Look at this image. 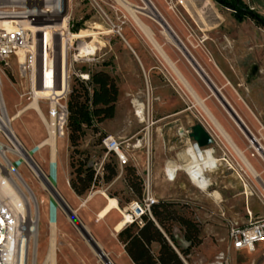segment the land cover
Returning <instances> with one entry per match:
<instances>
[{
	"label": "rangeland",
	"instance_id": "obj_1",
	"mask_svg": "<svg viewBox=\"0 0 264 264\" xmlns=\"http://www.w3.org/2000/svg\"><path fill=\"white\" fill-rule=\"evenodd\" d=\"M125 1L135 12L139 8L143 10L138 14L142 20L137 17L142 22L144 21L143 23L151 32L153 30L156 37L153 32L152 35L164 55L173 63L182 76L184 74L178 68L177 64L180 67L185 66L187 68L192 81L199 89L203 98L199 96L190 82L186 80L194 89L195 94L197 93L196 95L204 101L206 108L213 118H215V122L223 129L222 124L218 121L208 104L212 105L215 110L227 118L231 126L240 129L207 84L209 82L207 78L191 62L189 52H185V49L171 36V31L169 32L167 26L165 27V24L159 20V14L161 12L164 17H167L171 21L176 30L165 18L176 34V37L184 43L190 53L195 56L204 68L219 94L225 97L231 107L244 121L249 131L255 132L256 137L263 144L264 137L261 133L264 134V26L255 23L248 17L239 20L231 9L219 5L212 0H178L181 4L177 0H161L167 13L161 9L159 10L156 6L154 7V11L146 10L149 0ZM243 1L264 16V0ZM97 2L101 9L97 6L92 7L87 0H68V10L72 18L69 22L68 29L74 36L71 38L73 39V48L68 53L69 67L71 68L69 90L78 88L79 80L85 81L79 74H88L90 77L97 71H105L113 77L118 93L113 118L100 123H94L98 129L97 131L93 130V126L82 127L83 134L77 146L79 153L75 155V158H84L86 156L89 164L93 160L102 158L104 154L100 147V139L103 134L108 132L104 131V128L114 129L119 133L118 136H121L120 139L129 156V161L127 164L122 165V167L116 166V175L109 182L102 180L103 172L102 175H97L99 176L98 187H100L98 189H104L107 195L115 197L121 208L126 205L128 200H133L145 193V184L149 176V190L157 202H173L178 214L191 217L199 224V243L188 248V241L184 237L183 228L176 222L171 223V232L175 236L177 251L189 249L187 254H181L179 252L183 257L184 264H217L215 263L217 261L216 256L221 253L224 254V264H252L249 255L246 253H231L226 240H221L222 236L219 234V230L222 232V229H226L228 219L231 218L227 219L226 215L220 211L219 216L222 219L219 222L210 219V213L203 214V218L199 220L190 206L189 201L184 196V187L187 184L182 177H177L173 182L168 183L162 175L159 177L153 175L152 163L155 156L162 161H166L170 157L169 155L173 151L174 146L176 147L175 151L183 147L182 142L176 140L179 137V129H190L197 122L206 125L208 128H212L215 124L205 114L195 98L189 93L176 73L171 69L168 61L151 42L157 52L154 50L149 70L145 73L139 71L135 76L134 84H131L130 80H127L125 71L122 72V58L120 59L123 43L122 35L120 34L122 33V26L125 22L124 17L122 18V10H124L125 6L119 3L118 0H97ZM138 5L141 7H138ZM115 12L118 13L119 17L116 16ZM132 23L140 31L141 28L136 25L137 23L135 24L133 20ZM46 27L47 30L50 29L48 25ZM117 28H121L120 34L117 33ZM66 31V21H59L57 25L58 41L56 47H53V50L57 51H54L56 53L54 55L57 63H59L60 33L64 35L61 41L64 51ZM74 38H77L78 42L79 40L82 41L79 50L80 55L83 56L90 53L87 58L84 57V59L79 61L73 60V53L78 52L75 49L77 41H74ZM38 41V45L43 42L46 49L45 52H47L49 42L44 34H40ZM163 45L173 57L174 61L168 55ZM119 61H121L120 64ZM12 62L11 82L3 75L0 76V90L9 115H13L20 107L30 104L29 100H25L23 97L21 98V95L23 96L27 90V80L18 78L14 59ZM253 65L256 67L254 72L251 71ZM150 71L158 79L162 88L159 94H156L157 96L152 93L151 86L149 85L148 75ZM37 92H39L40 96L49 94L48 90H43L38 86ZM56 93L59 94L60 92ZM157 98L161 102L173 103L170 108L162 111L161 114L164 117L160 118V120L152 114L151 109L152 102L156 103ZM133 100L142 103L145 117L144 122H139V118L135 114ZM40 108L43 113H46L44 105L40 104ZM174 111H179V113L173 116H167ZM32 113L33 110L28 109V111L23 112L12 123L15 134L27 147H31L44 135V129ZM240 113L249 118L252 126ZM214 127L216 128V126ZM69 134L70 132L68 130L66 136L57 138L55 186L64 198L66 197L71 201H76L66 182L68 175L67 159L72 150L70 146L67 148ZM139 140L140 145L135 146ZM248 141L252 146L253 152H255L253 144L249 139ZM48 158V146H45L35 155V159L41 162L44 168L47 167ZM114 161L115 159L112 156H107L105 157L104 163L112 164ZM231 167L230 165L229 168ZM130 168L134 170L135 175H138L141 180L140 195H138L134 188L130 189L128 186L127 177L132 171ZM19 171L35 192L37 199L47 201V194L40 190L38 183L27 167L23 165L19 167ZM254 178H258V176ZM240 180L242 187H244V183H247L242 181V178ZM246 186L248 187V184ZM262 189L264 191V184L262 185ZM206 209L207 212H210L208 204ZM78 213L81 219L82 216L80 212ZM95 219L99 221L96 217ZM80 223L87 230V225L81 221ZM213 225L217 227V232L203 236L204 227H213ZM89 234L93 239H96V243L115 264H123L120 259V246L117 242H111L110 239H107L105 243L98 242L99 240L92 230H89ZM49 235L50 228L46 225L45 217L42 213L39 223L37 263H41L46 257L50 246L48 243ZM109 235L112 237L111 233ZM54 239L57 248V264H66V252L71 255V262L67 264H102L96 252L73 223L69 224V230H65L58 222L54 232ZM157 248L158 246L156 244L151 246L154 252L157 251ZM122 260H125V257H122Z\"/></svg>",
	"mask_w": 264,
	"mask_h": 264
},
{
	"label": "built area",
	"instance_id": "obj_2",
	"mask_svg": "<svg viewBox=\"0 0 264 264\" xmlns=\"http://www.w3.org/2000/svg\"><path fill=\"white\" fill-rule=\"evenodd\" d=\"M44 1L0 0V2L4 3L0 8V19L8 18L13 21L11 27L0 29V76L3 75L11 82L12 60L14 59L18 78L21 80L26 79L28 84L27 90L23 96L21 95V98L29 100L30 103L36 100L39 102V105H46V116L42 114L41 108L40 110H34L42 120L47 137L50 136L49 128L51 127L54 128L55 138L57 139L58 137L65 136L67 119L66 99L69 93V78L71 75L68 53L73 48V39L68 40L66 38L65 50L63 51L61 41L64 35L60 33L59 63H57L54 55L56 53L53 50L52 44L48 46L47 52H45L46 49L43 42L39 44L38 48L36 46L32 48L36 32L33 33L32 30L28 29L24 22L42 20L52 24L58 21L60 15L65 10L68 29L72 18L68 10V0L66 2L64 0H57L58 3L55 9L45 7ZM87 1L92 7L97 6L100 8L97 0ZM178 3L181 4L180 2ZM63 19L64 17H62ZM120 30L121 28L117 29L118 34H120ZM74 41H77L75 49L78 52L73 53V60L79 61L84 59V57L87 58L90 53L83 56L79 54L82 41L79 40V43L77 38H74ZM20 51L25 52L23 62L19 60L18 53ZM79 76L85 80L89 78L88 74H79ZM36 86L41 87L43 90H48L49 94L43 96L37 95L35 92ZM53 92L60 93L54 94ZM27 105L20 108L25 109ZM45 146L48 145L44 140L31 147H27L15 137L10 129L9 114L0 90V173L9 179L23 201L22 210L12 211L0 199V264H16L15 260L19 256L20 247L26 239L28 229H33L30 223L35 222L36 228L39 229L42 213L45 217V223L49 228L56 226L60 211L65 213L58 202L62 198L55 186L56 164L55 159L52 160L51 158L50 148L46 168L35 159V155ZM100 147L104 154L103 157L91 161L95 176L102 175L105 157L109 155L113 156L116 164L120 167L128 163L129 156L122 145V140L118 137L108 133L104 134L100 139ZM255 152L257 154V149ZM220 159L230 166L229 161L225 157H221ZM23 165L32 174L40 190L47 194L48 200L44 204H39L35 192L19 171V167ZM164 173L168 178L173 177L172 173L166 169ZM66 182L68 184L67 178ZM98 184V181L94 182L88 192H94L100 188ZM145 188V193L141 198L131 200L120 209L122 218H124L125 213L129 216V221L126 224L132 221L142 224L143 215L151 217L150 207L157 200L150 193L148 180L146 181ZM227 227L230 246L235 250L242 248L253 250L255 244L264 238V219L249 220L246 224L229 221ZM27 242L28 244L32 242V237L29 235ZM33 246L34 243H32V249L28 250L30 254L29 264L33 263ZM216 263H225L222 254L217 256Z\"/></svg>",
	"mask_w": 264,
	"mask_h": 264
},
{
	"label": "crops",
	"instance_id": "obj_3",
	"mask_svg": "<svg viewBox=\"0 0 264 264\" xmlns=\"http://www.w3.org/2000/svg\"><path fill=\"white\" fill-rule=\"evenodd\" d=\"M152 1L159 10L161 9L163 12L167 13L165 10L164 4L162 3L161 0H152ZM138 7H141V6L138 5ZM142 11L143 10L139 8L135 12L139 18L140 16L138 14L141 13ZM115 13H116V16L119 17L118 13L117 12ZM123 17L125 19V22H124V25L122 26V33H121L122 36L121 37H122L123 43H122V54L120 56V59L122 58V72L125 71L127 80H130L131 84H134L135 76L138 74L139 71L145 73L146 71L149 70V66L152 63L155 48L152 46L148 38L142 32V30L139 28L141 31L140 32L139 30L135 28V26L132 23V20L134 21L133 16L126 8L122 10V18ZM165 18L168 20L167 17ZM168 22L174 28L171 21L168 20ZM134 23L136 24L135 21ZM160 44L162 45V43ZM163 47L166 50L164 45ZM166 52L171 57V59L174 61L170 53L167 50ZM120 62L121 61H119V64ZM177 66L186 78L184 76L183 77L190 82V84L193 86V88L196 90L199 96L203 98L202 95L200 94L199 89L195 86V83L192 81L190 73L187 70V68L185 66L180 67L178 64ZM148 80H149V85L151 86V89H152V93L154 95L159 94L162 88L158 82V79L151 74V71H150V74L148 75ZM206 103L208 104L207 100H206ZM172 104L173 103H169L166 101L161 102L159 98H157L156 103L152 102V106H151L152 114L155 117H157L158 120H160V118L164 117L161 114L162 111L164 109L170 108ZM43 105L46 108V105L45 104ZM208 106L210 107V109L212 110V112L214 113L218 121L222 124L224 132L226 134V136L222 135V133L218 131L214 126L212 128H208L206 125H203L214 138V142L210 146L205 147V148L211 149L210 150L211 155L214 156L216 159H218V162H219V165L217 166V168L207 169V167H204L203 170H201L199 174V177H202L203 179L208 180L210 184L207 185L206 188H203L200 185V183L197 182L195 179H193L186 170H175L173 171V177H170V178L166 177L164 173L166 169L165 163L167 162L172 163L173 161L172 164H174V162L176 164V163H180L181 161L184 162L186 160L185 156L180 157L181 155L179 154L180 152L183 151V149H185V147L194 143L192 139L189 138L188 136L189 129H179L178 130L179 137H177L176 140L182 142L183 147L179 149L178 151H175L176 147L174 146L173 151L170 153L169 155L170 157L166 160V162L160 160L157 156H155L154 161L152 163L153 175L155 177H159L160 175H162L163 178L166 179L168 183L173 182L177 177L178 178L182 177L183 180L187 184L184 187V192H183L184 196L189 201L190 206L194 210L199 220L203 218V214L210 213L211 215L210 219H212L215 222H219L222 219L219 216L220 211H222L223 214L226 215L227 219L231 218V219H228V222L231 221V222H236L238 224H246L249 220H253V219H264V191L262 189V185L264 184V163L257 156L256 152H253L252 146L248 141L249 136H247L242 131V129L231 126L227 118H225L221 113L215 110L212 105L208 104ZM32 110H33L32 114H34V117L38 119L42 128L44 129V135L38 141L34 143L36 144V143L44 141L47 138V134H46L45 127L42 123V120L39 114H37V112L34 109ZM177 113H179V111L178 112L174 111L170 115H167V116H173V115H176ZM42 114L46 116V113L42 112ZM243 117L252 126V122L249 120V118L246 116H243ZM252 130L254 131L253 128ZM104 131H108L107 132L108 134H111V133L114 134L119 139L121 137V136H118L119 133L115 131L114 129L104 128ZM261 135H263L264 137L263 133H261ZM263 145H264V142H263ZM234 146L237 149H239L240 152L246 157L250 166L253 168L256 174H258V178H254L255 176L250 171L249 167L245 164V162L241 159L240 155L238 154ZM205 148H200V149L204 150ZM221 157H225L229 161L228 163L232 167L229 168V165L220 159ZM231 163L234 165H232ZM238 177L239 178L241 177L242 181H245L248 184V187L251 190V194L246 195V193L244 192V188L247 184L244 183V187H242V183L240 180L241 178L239 179ZM70 192L76 201H71L68 198L66 197L65 198L73 206H71L64 197L63 198L66 200V202L71 208H74V206H76L74 209H76L77 211L78 219L84 224H86L90 231L92 230L94 232L96 238H98L99 240L98 242L105 243L107 239H110L111 242H117L118 245L120 246L121 263L134 264L131 261V259L128 257V255L126 254L123 244L119 241L117 237L118 232L123 227L121 226L118 230H115L114 228L117 223L122 221L120 209L123 208L124 206L120 208L118 205L117 209H112L115 211L111 210L112 211V212L110 211L111 213H108L104 219L100 220L95 216V214L106 203L107 196L109 195L104 196L100 192H92L93 197L88 199L90 192H87L85 195H76L72 191L71 188H70ZM214 192H217L219 194V197H220L219 201L213 198ZM111 198H115V197H111ZM117 204H118V201H117ZM207 204L209 205L210 212H207V209H206ZM78 212H80L83 218L81 219L83 221L80 219ZM95 217L99 221H96ZM58 222H59V225L65 230H69V224L73 223L71 219L68 217V215L66 213H62L61 211L58 213L57 223ZM217 230H218L217 227L214 225L213 227H207V228L204 227L203 236L210 235V233L211 234L215 233L217 232ZM110 233L112 237L109 235ZM219 234L222 236L221 240H226V242L228 243L227 246L229 250L231 251V253H236V254L246 253L247 255H249L252 264H264V238L263 240L255 244L253 250H248L246 248L235 250L231 248L230 246V241L228 238V227L226 226V229H222V232L221 230H219ZM221 254L224 256L223 253ZM70 257L71 255L66 252V255H65L66 264L71 262ZM122 257H125V260H122Z\"/></svg>",
	"mask_w": 264,
	"mask_h": 264
},
{
	"label": "trees",
	"instance_id": "obj_4",
	"mask_svg": "<svg viewBox=\"0 0 264 264\" xmlns=\"http://www.w3.org/2000/svg\"><path fill=\"white\" fill-rule=\"evenodd\" d=\"M212 1L231 9L236 18L248 17L264 26V16L249 7L243 0ZM117 93L113 77L105 71H97L87 80H79L78 88L69 90L67 95L65 136L69 130L67 148L72 147L67 159V179L68 186L77 195L87 193L92 184L99 180V176H95V171L86 156L75 158V155L79 153L77 146L83 134L82 127L93 126V130L97 131L94 123L113 118ZM116 166L115 161L112 164L104 163L102 175L104 182H109L116 175ZM130 170L132 171L127 177L128 186L130 189L134 188L140 195L141 180L132 168ZM141 197L140 195L135 199ZM174 206L173 202L156 201L150 207L151 217L143 215L142 224L132 221L125 224L118 232L117 237L134 264H184L181 254H187L189 249L177 251L175 236L171 232L172 222L178 223L183 228L188 248L199 243L198 222L191 217L178 214ZM153 244L158 246L156 252L151 249Z\"/></svg>",
	"mask_w": 264,
	"mask_h": 264
},
{
	"label": "bare ground",
	"instance_id": "obj_5",
	"mask_svg": "<svg viewBox=\"0 0 264 264\" xmlns=\"http://www.w3.org/2000/svg\"><path fill=\"white\" fill-rule=\"evenodd\" d=\"M64 1L66 2V0H64ZM118 2L121 3L123 6H125V8L131 13V15L133 16L134 21L141 28V30L145 33V35L148 37V39L150 40V42L155 46V48L168 61L171 69L176 73V75L179 78V80L187 88V90L189 91V93L195 98L196 102L200 105V107L202 108V110H204L205 114L210 118V120L212 122H214V124H215L214 126H216L217 130L220 131L222 133V135L226 136L224 130L215 122V120H214L215 118H213V116L211 115V113L206 108V106L204 104V101L202 99H200L195 94V92L190 87V85L188 84V82L186 81V79L178 72L177 68L173 65V63H171L167 59V57L164 55L162 49L160 48L159 44L154 39V37L152 35V32L149 30V28L137 17L135 11L130 8L129 4L125 0H118ZM57 3H58L57 0H45L44 1V6L47 7V8H54L55 9V7L57 6ZM3 4H4L3 2H0V8L3 6ZM154 7H155V4L153 3V1L152 0H149V4L146 7V10L154 11ZM64 11L60 15V18L58 19V21H55V23H52V24L49 23V22H47V21H42V20L31 21V22H24V24L27 26L28 29L32 30L33 33L36 32V37L33 39V45L31 44L32 45V48H33V46H36V47L39 46L38 45V42H39L38 41V37H40V34H44V36L47 38V40L49 42V46L52 44L53 47H56V43L58 41V37H57V25H58V22L59 21H62V17H64L63 21H66V24H67V16H65L66 14L64 13ZM155 12H156V8H155ZM160 15H161V19H160ZM159 20H161V22L163 24H165V27L167 26V29H169V32L171 31V36H173L175 38V40L177 41V43H179V45H181V47H183V49H185V52L186 51H187V53L189 52V57L191 55V62H193L197 66V68L203 74V76H205V78H207V81H210L211 82V79H209V76L207 75L206 71L201 66V64L197 61V59L195 58V56H193L190 53V51L188 50V48L184 45V43H182V41L180 39H178V37H176V34L174 33V31L170 27V25L167 23V20L165 19V17L163 16L162 13L159 14ZM12 22L13 21L10 20V19H8V18L7 19H0V29L1 28H4V27H7V28L8 27H11ZM46 25H48V28H50L49 30H47ZM111 25L113 27H115L113 24H111ZM117 29H120V28H117ZM73 37H74L73 34L67 29V31L65 33V39L67 38V39L70 40ZM55 52H57V51H55ZM18 54H19V60L21 62H23L24 59H25V52L20 51ZM255 70H256V67L253 65L251 67V71L254 72ZM210 82H209V84H210ZM35 92H36L37 95H39V92H37V86L35 87ZM54 94H57V93H54ZM220 96L228 103V101L225 99V97L223 95H220ZM132 103H133L134 108H135V114H136L137 118H139V122H144V118L145 117H144V112H143L144 108H143L142 103H139L136 100H133ZM228 105L231 107V105L229 103H228ZM28 109H38V110H40L39 102L36 101V100H33V102H31L29 105H27L25 109H21V108L20 109H17L14 112L13 115H9V118H10V129L12 130V132L14 133L15 137L18 140H20V138L15 134L14 129L12 127V123H13L14 120H16V118H18L19 116H21V114L25 110H28ZM231 109L234 111V113L238 116V118L241 120V122L243 123V125L248 130L249 135H250L248 139L253 144V148L255 149V151L257 149V156L262 161H264V145L262 144V142H260V140L256 137V135L251 130L249 131V129L247 128L246 124L240 118V116L238 115V113L232 107H231ZM49 133H50V136L45 139V143L50 148L51 158L53 160L57 156V139L55 138V130H54V128H51L50 127L49 128ZM229 143H231V142H229ZM139 145H140V140L138 141L137 145H135V146H139ZM234 148L237 150V152L240 155L241 159L249 167V169L253 173V175L255 177H257L258 174H256V172L250 166V164H249L248 160L246 159V157L235 146H234ZM210 150L211 149H209V148H205L204 150H202L200 148H197L196 145L194 143H192V144L188 145L187 147H185V149H183V151L180 152V154H179V155H181L180 157H182V156L184 157L185 156L186 160L184 162L181 161L180 163H176V164H175V162H174V164H172L173 161H172V163L167 162V163H165L166 170H168V172L172 173V175H173V171H175V170H186L191 175V177L193 179H195L197 182H199L200 185L203 188H206L207 185H209L210 183H209L208 180H205L202 177H199V174H200L201 170H203L204 167H207V169L208 168H217V166L219 165L218 159H216L214 156L211 155ZM239 176H241V175H239ZM147 180H148V183H149V176H148ZM94 192H100L104 196H107V194L105 193V190L104 189H97ZM244 192L246 193V195L251 194V190L247 186H245ZM89 194H88L89 195L88 199L91 198V197H93L92 192H90ZM36 198H37V196H36ZM61 198H62L61 199V202H63V204L66 205L71 210L72 214L79 221V219L77 217V211H76V209L71 208L68 205V203L66 202V200L63 198L62 195H61ZM213 198L215 200H217V201L220 200L219 194L217 192H214L213 193ZM0 199L3 200L8 205V207H10V209L12 211H19V210H22L23 209V201H22L21 197L19 196V194L17 193L16 189L11 184V182L9 181V179L6 178V177H4L1 173H0ZM59 199H60V197H59ZM37 200H38L39 204H44V202H46V200H44V199H37ZM117 208H118L117 200L115 198H111V197L107 196L105 205L99 211H97L96 217L98 219L102 220V219H104L106 217V215L112 209H117ZM127 221H129V216L125 213L124 214V218H122V221L119 222V223H117L116 226L114 227L115 230H118L121 226L123 227L126 224ZM79 223H80V221H79ZM35 225H36L35 222L34 223H30V226H32L33 229L32 228L31 229H28V232L26 234V239L21 244L19 256L15 260L16 264H29L30 254H29L28 250L30 251V249H32V243H34V246H33L34 253H33V261H32L33 263L32 264H57V258H56V249L57 248H56V244H55L56 241L54 239V232H55L56 226L55 227L52 226L50 228V235H49V245L50 246H49V250H48V252L46 254L45 259L42 260L41 263H37L38 261H37L36 255H37V243H38V239H39V229L36 228ZM86 231L89 233V229L88 228H87ZM28 235L32 237V242H30L29 244L27 242ZM90 238L93 239L91 237V235H90ZM34 247H35V249H34ZM103 253H104L105 256H107L104 251H103ZM96 255L98 256V258H99V260L101 261L102 264H107L102 259V255L101 254H97L96 253ZM107 257H108L109 262H110L108 264H114V262L109 258V256H107Z\"/></svg>",
	"mask_w": 264,
	"mask_h": 264
},
{
	"label": "water",
	"instance_id": "obj_6",
	"mask_svg": "<svg viewBox=\"0 0 264 264\" xmlns=\"http://www.w3.org/2000/svg\"><path fill=\"white\" fill-rule=\"evenodd\" d=\"M238 18L240 19L241 17H238ZM209 82H208L209 87L216 94V96L218 97V99L220 100V102L222 103V105L226 108V110L231 115V117L235 120V122L238 124V126L240 127V129H242V131L247 136H250L248 130L243 125V123L238 118V116L234 113V111L231 109V107L228 105V103L219 95V92L217 91V89L215 88V86L211 82L209 84ZM188 136H189V138L192 139V141L194 142V144L196 145L197 148H205V147H208V146H210L214 142V138L212 137V135L209 133V131L200 122H197V123L193 124L190 127ZM58 202L61 205V207L64 209V211L68 215V217L71 219V221L74 223V225L78 228V230L80 231V233L88 241V243L90 244V246L92 247V249L97 254H101L102 255V259L107 264L110 263L108 257L104 255V253H103L102 249L100 248V246L96 243V241L94 239H91L90 238L89 233L79 223V221L77 220V218L72 214L71 210L66 205H64L63 202H61L60 200H58Z\"/></svg>",
	"mask_w": 264,
	"mask_h": 264
}]
</instances>
